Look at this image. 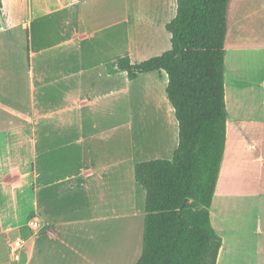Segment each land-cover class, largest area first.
Masks as SVG:
<instances>
[{
  "label": "crops",
  "instance_id": "1",
  "mask_svg": "<svg viewBox=\"0 0 264 264\" xmlns=\"http://www.w3.org/2000/svg\"><path fill=\"white\" fill-rule=\"evenodd\" d=\"M0 2V264H134L146 196L134 166L171 159L178 145L167 74L130 79L116 67L152 57L128 0ZM166 4L164 27L176 12ZM246 23L233 30L227 14L226 135L209 207L216 264H264V43L238 36L252 30ZM139 82L158 87L162 113L158 129L138 136ZM17 237L25 243L10 261Z\"/></svg>",
  "mask_w": 264,
  "mask_h": 264
},
{
  "label": "trees",
  "instance_id": "2",
  "mask_svg": "<svg viewBox=\"0 0 264 264\" xmlns=\"http://www.w3.org/2000/svg\"><path fill=\"white\" fill-rule=\"evenodd\" d=\"M230 1L175 0V15L165 25L170 48L140 62L123 56L115 63L130 79L163 70L178 123L171 159L134 166L135 180L146 193L142 251L134 264H216L221 239L211 226L209 207L225 145Z\"/></svg>",
  "mask_w": 264,
  "mask_h": 264
},
{
  "label": "rangeland",
  "instance_id": "3",
  "mask_svg": "<svg viewBox=\"0 0 264 264\" xmlns=\"http://www.w3.org/2000/svg\"><path fill=\"white\" fill-rule=\"evenodd\" d=\"M131 4L129 9L130 19L134 18L136 24V33L140 38H144L145 43H151V56L159 55L162 51L170 48V33L162 24L163 20L167 18L168 0H128ZM133 5V6H132ZM249 14V15H247ZM127 15V14H126ZM248 21H253L250 24L252 30L239 31L238 36H250L252 33L257 35L264 43V0H231L228 11L229 26L235 30L238 25L247 24ZM138 36V37H139ZM234 40V39H233ZM264 50V47H262ZM158 87L153 83L139 82L134 86V98L131 96L133 88L131 89L130 112L133 116V123L135 125L137 135L154 132L159 126V119L162 111L160 106L155 103L158 101L156 96ZM134 99V100H133ZM134 101V102H133ZM121 114L125 112V105L121 103ZM129 104H128V113ZM158 129V128H157ZM19 192V190L17 191ZM26 194L30 193V188H25ZM1 193V188H0ZM1 207V205H0ZM23 208V209H22ZM21 212L26 215L30 211V203L24 202V207ZM16 233H11V238Z\"/></svg>",
  "mask_w": 264,
  "mask_h": 264
},
{
  "label": "built area",
  "instance_id": "4",
  "mask_svg": "<svg viewBox=\"0 0 264 264\" xmlns=\"http://www.w3.org/2000/svg\"><path fill=\"white\" fill-rule=\"evenodd\" d=\"M31 225L37 226V221L34 220L31 222ZM25 243V240L21 237L13 239L10 243V252L8 253V259L12 261L16 256V251L21 248Z\"/></svg>",
  "mask_w": 264,
  "mask_h": 264
},
{
  "label": "water",
  "instance_id": "5",
  "mask_svg": "<svg viewBox=\"0 0 264 264\" xmlns=\"http://www.w3.org/2000/svg\"><path fill=\"white\" fill-rule=\"evenodd\" d=\"M187 201H188V199H187V198H185V199H184V203H185V202H187Z\"/></svg>",
  "mask_w": 264,
  "mask_h": 264
}]
</instances>
